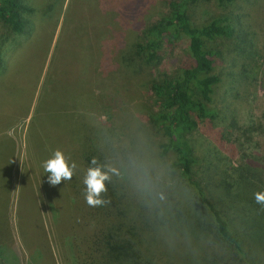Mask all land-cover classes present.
I'll return each mask as SVG.
<instances>
[{"label": "trees", "instance_id": "16d2710c", "mask_svg": "<svg viewBox=\"0 0 264 264\" xmlns=\"http://www.w3.org/2000/svg\"><path fill=\"white\" fill-rule=\"evenodd\" d=\"M237 1L159 0L158 4L164 6L165 11L155 19H152L151 11L139 13L140 4L136 1L131 14L120 12L126 23L117 32L119 43L111 46L108 52L101 49L95 56L92 49L87 50L93 55L88 64L96 66L94 77L102 87L110 76L108 74L113 72L112 69L105 71L102 66L111 51L115 54L114 63L110 58L113 68L116 67L118 73L122 69L130 70L135 76L144 72L147 66L158 64L159 50L175 40L187 41L189 60L174 74L163 71L146 81L157 106L156 110L150 109L147 113L149 126L131 127L133 117L126 122L136 137L148 136V142H137L163 163L167 178L140 171L142 149L131 141L134 136L125 134L127 131L119 124L93 126L81 123L84 130L81 143H71L67 148L61 146L60 151L68 165H74L73 182L67 180L58 184V191L53 195H58L60 205L54 201L52 209H47L43 203L41 206L44 214L50 212L52 221L47 227H54L63 235L60 250L66 263L187 264L166 255L163 238L169 235L167 230L183 231L190 241H193L190 237L203 239L205 248L200 252V255L203 253L201 264H263L256 263L247 254L246 236L240 229L242 218H250L257 226V235L264 238V206L254 199V193L264 191V112L259 118L251 115L244 119L241 93H232L242 86L241 80L246 76L253 55L251 45L245 46L248 27L238 29L231 20L232 14L239 17L230 8ZM63 3L64 0H0V81L9 82L12 89L17 90L12 82L20 78V89L28 90L26 104L19 110L14 108L11 122L3 125L2 132L14 124L16 118L27 114L42 70L32 75L30 68L23 69L24 74L16 76L19 65L25 64L20 61L21 46L33 42L38 24L55 15L52 22H47L51 24L49 42L52 40L60 17L64 18L68 10L63 12ZM210 3H215L220 10L199 17V8ZM248 3L251 0H246L245 7ZM100 39L103 41V37ZM217 39L232 44V48L225 52L216 48L213 43ZM78 47L68 46L79 58ZM87 48H91L90 42H81V50ZM227 53L231 54L228 60L232 64L235 58L241 60L240 70L234 76L232 90L224 92L219 99L216 92L224 79L215 70ZM86 72L83 74L86 78L80 73L74 90L81 83L85 85L87 77L91 76ZM142 110L148 109L142 106ZM70 112L81 117L77 110ZM202 123L207 126L205 131L199 132L198 125ZM151 129L158 133V140L151 139ZM36 134L38 137V130ZM36 146V149L40 147L39 139H36ZM8 149L10 184L14 181L15 155H11L14 149L9 145ZM34 155L21 175L16 172L18 177L20 175V189L22 175L29 172L31 163L39 164ZM97 167L107 175L105 191L100 194L104 203L90 206L85 199L84 180L88 170ZM28 188L32 192L33 184ZM7 190L0 189V201L8 196ZM181 191L189 193L187 202L178 199ZM7 210L0 214V233L4 238L10 223L6 226L3 218ZM58 219L57 223L55 220ZM65 220L67 225L63 226ZM27 233L35 244L32 233ZM170 247L173 244L167 243L166 248ZM12 262L20 264L18 254L13 247L6 249L0 242V264Z\"/></svg>", "mask_w": 264, "mask_h": 264}, {"label": "rangeland", "instance_id": "374dc122", "mask_svg": "<svg viewBox=\"0 0 264 264\" xmlns=\"http://www.w3.org/2000/svg\"><path fill=\"white\" fill-rule=\"evenodd\" d=\"M136 1L140 4L138 12L142 14L143 10L144 14L151 11L152 19L157 18L162 11H165V7L158 4L159 0H64L63 12L67 8L68 10L64 18L62 16L63 21L60 17L50 42L51 24L47 22H52L55 15L50 16L47 22L38 24L33 42L21 46L23 53L20 61H25V64L19 65L15 72L16 76H22L23 69L30 68L29 73L34 75L35 71L42 68L37 91L34 94L35 97L32 98V105L27 114L16 118L15 123L3 132L1 128L11 122L14 108L19 110L26 104L28 90L23 92L20 89V78L16 79V82H12V86L17 90L12 89L9 82L0 81V189L2 191L8 189L9 192L8 196L6 195V198H2L0 201V214L5 212L8 206L6 214L2 215L6 220V226L7 222H10L7 226L9 232L6 230V239L0 233V242L5 245L6 249L10 247L15 249L20 264H70V261L66 263V259L62 260L60 242L63 235L58 230L55 231L54 227L50 229L47 227L48 222L52 221L47 209H52L54 201L57 205L60 204L57 202L58 195H53L58 191V185L49 184L48 173L44 171L42 163L50 158L54 151H60L61 146L67 148L71 143H81L84 139L81 123L93 126L119 124L123 131H127L125 134L134 136L131 141H134L142 149L140 171L158 175L161 178L168 177V174L164 172L163 163L150 155L151 153L137 142V140H140V144L148 142V136L136 137L137 134L133 128L129 129L126 122L133 117L131 127L149 126L147 113L150 112V109L156 110L157 106L152 92L146 86V81L157 76L159 72L166 71L174 74L178 68L186 65L189 60L187 41L185 39L175 40L171 45L163 46L159 50V63L147 66L144 72L139 73V76L131 74L130 70L122 69L118 73L119 70L116 67L113 68L110 62L111 58L114 63L115 54L112 51L109 52L105 57L106 60L102 61V66L105 71L112 69L115 73L110 71L112 73L108 74L110 75L108 79L104 78L103 87L97 81L98 78L94 77L93 68L96 66L92 63L88 64L93 55L100 54L101 49L104 48L108 52L119 43L117 32L121 31L120 26L126 23L124 17L123 20L121 19L120 12L131 14ZM245 4L246 0H238L230 8L239 16L237 19L232 14L233 24L242 30L248 27L249 37H246L248 42L245 46L251 45L250 49L253 50L251 62L245 72L246 76L241 80L242 86L236 87L232 92L233 94L236 91V93H241L244 100L241 113L243 118L247 119L251 115L259 118L264 112V0H251V3H248L246 7ZM219 10L215 3L204 4L199 8L198 16L203 17L205 13L210 14ZM50 14H54V12L50 11ZM69 28L70 30H68ZM240 34L242 35V33ZM101 37H103V41H101ZM81 42H90L91 48L81 50ZM236 43H238L237 40ZM69 44L73 47L79 46L77 48L78 53L81 54L79 58L75 52L69 50ZM213 44L223 52L227 48H232V44L218 39ZM89 49H92L93 55L87 51ZM230 56L231 54L227 53L223 62L221 61L222 63L215 70L224 79L216 92L219 99L224 95V92L232 90L234 76L240 70L241 60L235 58V62L232 64L228 60ZM85 71L87 74L91 73V76L87 77L89 79L85 81V85L81 83L80 87L74 90L76 79L78 80L80 73L82 77ZM227 97L229 96L227 95ZM142 106L148 110L143 111ZM73 110H77L81 117L72 114L70 111ZM122 123L125 124L122 125ZM205 126H207L205 123L199 124L198 131H205ZM37 130L38 137H36ZM150 134L151 139H159L158 133L155 134L154 130L151 129ZM36 139H39L40 143L38 149H36ZM122 141L124 144L127 143L125 137ZM8 145L14 149L11 155H15L13 166L15 167V179L13 176L14 181L10 184H8V176L12 173L7 171L11 162V158L8 156ZM64 150V152H68L66 149ZM35 152L39 155L35 156ZM32 154L39 164L31 163L29 172L25 171L26 173L22 175L23 182L20 189L18 188L20 175L28 160L33 156ZM160 171H162L161 174ZM16 172L17 174L19 172V177ZM68 181L73 182V178ZM31 183L34 187L32 192L28 188ZM63 187L64 185L60 190L61 193ZM181 193L182 195L178 199L181 202H187L189 193L184 194L182 191ZM42 203L47 208V214H44ZM65 210H67V206ZM243 218V226L240 229L246 236L244 243L248 246L247 254L256 263L264 264V238L257 235V226H254L255 223L250 218ZM64 219L66 218L64 217ZM55 221L58 223L59 219ZM66 225L65 220L63 226ZM44 229L47 230V233ZM27 232L32 233L35 244L31 242ZM165 232L169 234L165 239L163 238L166 255L187 264H201L203 253L200 255V252L205 248L203 239L190 237L193 240L190 241L183 231L168 232L165 230ZM167 243H172L173 247L166 248Z\"/></svg>", "mask_w": 264, "mask_h": 264}, {"label": "clouds", "instance_id": "9594fccd", "mask_svg": "<svg viewBox=\"0 0 264 264\" xmlns=\"http://www.w3.org/2000/svg\"><path fill=\"white\" fill-rule=\"evenodd\" d=\"M42 167L48 173L49 184L55 186L60 184L61 181L71 179L74 165L70 167L65 160L64 154L57 150L50 158L43 161ZM106 179V173L102 172L100 168H90L88 170L84 180L86 185L85 199L88 205L99 206L104 203L100 198V194L105 191L104 181ZM254 199L258 205L264 206V191L254 193Z\"/></svg>", "mask_w": 264, "mask_h": 264}]
</instances>
